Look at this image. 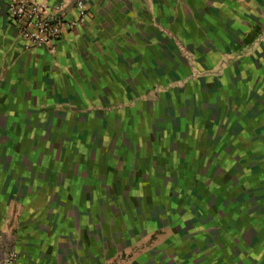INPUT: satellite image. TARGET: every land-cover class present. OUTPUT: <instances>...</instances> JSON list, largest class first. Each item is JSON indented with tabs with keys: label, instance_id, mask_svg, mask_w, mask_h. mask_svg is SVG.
Segmentation results:
<instances>
[{
	"label": "crops",
	"instance_id": "0c3cea01",
	"mask_svg": "<svg viewBox=\"0 0 264 264\" xmlns=\"http://www.w3.org/2000/svg\"><path fill=\"white\" fill-rule=\"evenodd\" d=\"M37 1L79 20V0ZM181 45L203 56L189 60ZM133 66L140 74L132 86L146 92L130 94L120 81ZM151 76L161 80L156 89ZM132 116L142 127L155 128L157 117L163 128H184L175 139L180 182L153 185L165 192L163 201L153 200L151 184L137 188L143 200L129 199L133 182H64L66 175L39 171L33 161L32 170L15 168L32 189L28 197L7 198L0 189V260L13 252L14 264H264V205L257 203L264 195L248 197L264 191V181L257 183L264 170V0H88L82 23L53 50L25 45L0 0V124L18 129L25 150L41 126L93 132L103 122L115 135ZM176 129L153 148L170 141L168 134L177 138ZM119 152L129 158L126 148ZM155 152L169 157L162 147ZM203 161L208 171L196 168ZM106 187L111 198H98ZM61 190L67 197L52 199ZM167 219L169 235L158 225Z\"/></svg>",
	"mask_w": 264,
	"mask_h": 264
},
{
	"label": "rangeland",
	"instance_id": "374dc122",
	"mask_svg": "<svg viewBox=\"0 0 264 264\" xmlns=\"http://www.w3.org/2000/svg\"><path fill=\"white\" fill-rule=\"evenodd\" d=\"M258 16L259 15H253L252 18L254 17V19L257 21ZM186 48L187 46H180L181 51L189 60H193L194 62H196L195 59H199L201 58V56H203L200 52L196 53V51L193 49L194 47H189L188 49L194 50L195 52H191ZM139 71V68L133 66L131 70L128 71L126 76L121 77L120 81L125 85L124 88L126 92H129L130 94H136L140 90H143V92L147 91L148 88L146 89V87L133 88L132 86L134 84V80L132 79L134 76L133 73L138 76L140 74ZM148 83L152 85V88L156 89L158 87V83H161V80L158 82L157 78L154 77L153 79H150ZM48 90H50L51 93L54 91V88L49 87ZM151 100H153L152 97ZM153 102L156 103L157 100L154 99ZM161 102L162 101L157 103ZM135 106V103H131V105H129L128 107L133 108ZM71 113L75 112L71 111L69 115H72ZM77 116L78 117L76 118L79 119L81 116L80 110L77 112ZM126 122L124 126L117 130V134L115 135L114 131L106 127L103 122L97 123V125L95 126V128L97 129L93 128V132H90L88 128L82 130V128H78V125L75 127L61 126L55 128L50 126H41L38 128V137L35 138L36 143L34 145L27 146L25 150L24 145H20L16 141L17 137L19 136V131H17L18 129L15 130L14 127L5 126V121H2L0 124V189L2 191L4 190V195L7 198L20 197L25 199V197H28L27 195L32 189L28 190L26 188V181L24 180L23 176L20 177L18 173H16L18 170H15V168L22 167L23 165L25 167H23L21 171H23V169L27 170L29 169V167L32 170L33 165H31V162L33 161H35V163L37 162L39 171L56 170L57 174H60V177L62 178L64 177V175H66V179H64V182H66V180H70L76 183H82V178L86 184L98 182L100 184L99 186L105 185V181L106 183H111L113 181L121 183L124 180H127L129 184L133 182V191H128L126 194V197H128L129 199L130 196L127 195L132 194V199L138 197L137 199L143 200V192H138L137 188H142L147 184H151L150 186L155 190L157 187L153 185L156 184L168 183L171 185L170 187L177 185L180 181L179 176L176 175L177 168L175 164L178 160L176 159L175 153L178 147L175 139L178 140V138L181 137L180 133H183L182 130H184V128H179L180 131L174 128L173 125H168L171 128H168V126L163 128L161 126V123H159L160 121L157 117H155L156 126L155 128L153 127V129L146 126L142 127L140 123L141 121L133 116ZM126 124L128 125L127 127ZM137 128L139 130V133L137 131L135 132V129ZM132 129L134 134L133 137L135 138H133L130 134ZM164 129L166 131H164ZM175 129L179 133V136L177 138H175L174 136H172L171 138V134H168L165 138L166 140L170 141L165 142L164 138L163 140H161L160 144L155 141V147L157 146L155 149L162 147V149L166 151L165 154L169 155V157L162 156L160 158L158 156V153L155 152V149L153 148V140H156L157 138L161 139L163 137V132L167 133L170 131V133L172 132L174 134ZM109 136L113 138L112 141L109 142L108 140L107 143L99 142V138H109ZM146 137L149 139L146 140ZM82 140H85V143H82ZM22 148L23 150L21 151ZM120 148H126L129 151V158H118L117 152H119ZM18 154L26 158H18ZM83 154L87 155V158L84 157ZM119 155H121L120 152ZM206 166V163L203 161L202 163H200V165H196V168L208 171L209 168H206ZM186 168L187 170H193V159H190L188 157L186 161ZM86 170H95L98 172L99 170L101 172L105 170V172L101 173L100 175L99 173L94 175L93 172H90L89 174V172ZM116 170L122 173L115 174L114 171ZM143 170L148 171V174H141ZM215 170L217 171L219 169ZM261 172L262 174L258 176L257 183L260 181H264V170L262 169ZM106 174L108 175L106 176ZM184 177L189 179L191 175L185 174L181 176V178ZM207 177V174L203 175L204 179H206ZM49 178L52 177L49 176ZM257 187L258 186H256V188ZM107 189L108 188L106 187V190H102L101 192L99 190V192L103 194H100L98 198L110 199L111 194L110 191H107ZM135 189L137 191H135ZM154 189H152L153 200L163 201L162 195L165 194V192H163V189H161L160 191H155ZM257 191V193L254 192L253 195H250L248 197L252 199L256 197H262V195H264L263 189H257ZM48 192L49 191H45L43 196L45 197ZM99 192L97 191L96 194ZM36 193L39 192L36 191ZM85 193L86 191L84 192V195ZM91 193L93 194V191H88L87 195H91ZM160 193L162 194L161 196H159ZM68 194L69 192H67L66 190L56 191L55 194H52V199L55 197H61V199H65ZM262 201V199L258 200V205H264V201ZM210 202L211 204H214L215 201L210 200ZM138 210L140 211L141 209L139 208ZM138 210L135 208V213L139 212ZM163 215H167V217L170 218V215L167 214V212ZM167 221V224H165L164 222H160L158 225H160L159 230L167 229L166 235H169L171 230L168 229L167 226H169L168 223H172V220L167 219ZM249 231L255 230L254 228H250ZM165 237H159L161 238V240L155 239V241H158L160 243L162 240H164ZM140 253L141 250L137 249L134 258H138ZM7 260H11V264H14L17 260V254L11 252V254L0 260V264H3Z\"/></svg>",
	"mask_w": 264,
	"mask_h": 264
},
{
	"label": "built area",
	"instance_id": "2783aa9c",
	"mask_svg": "<svg viewBox=\"0 0 264 264\" xmlns=\"http://www.w3.org/2000/svg\"><path fill=\"white\" fill-rule=\"evenodd\" d=\"M88 0H79L78 21H69L62 11H52L47 4L37 0H5L8 20L17 27L20 40L29 47H57L66 30L82 23ZM3 264H11V260Z\"/></svg>",
	"mask_w": 264,
	"mask_h": 264
}]
</instances>
